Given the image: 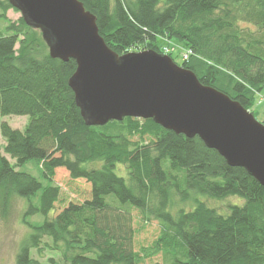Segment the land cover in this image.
<instances>
[{"label": "trees", "instance_id": "obj_1", "mask_svg": "<svg viewBox=\"0 0 264 264\" xmlns=\"http://www.w3.org/2000/svg\"><path fill=\"white\" fill-rule=\"evenodd\" d=\"M80 1L118 55L165 54L159 41L175 40L188 48L182 67L245 109L264 91V0ZM9 8L17 10L0 0V133L14 162L0 152V204L6 212L14 197L27 199L21 220L28 233L16 264H38L31 252L42 249L68 264H142L156 251L162 264H263L264 186L197 135L176 134L151 118L86 124L68 85L75 61L51 58L42 37L41 43L29 38L34 28L22 17L7 19ZM11 114L28 116L23 129L2 121ZM30 159L40 162L47 184L20 170ZM121 168L126 177L116 172ZM58 172L86 185L88 196L54 213ZM189 191L244 201L220 213L194 198L185 210ZM174 197L180 205L172 211ZM133 208L160 222L151 253L134 249ZM35 214L43 219L31 222Z\"/></svg>", "mask_w": 264, "mask_h": 264}, {"label": "water", "instance_id": "obj_2", "mask_svg": "<svg viewBox=\"0 0 264 264\" xmlns=\"http://www.w3.org/2000/svg\"><path fill=\"white\" fill-rule=\"evenodd\" d=\"M41 32L51 58L73 59L68 79L88 125L123 117L151 118L167 130L197 135L230 166L264 186V124L237 100L152 49L118 55L80 0H9Z\"/></svg>", "mask_w": 264, "mask_h": 264}, {"label": "rangeland", "instance_id": "obj_3", "mask_svg": "<svg viewBox=\"0 0 264 264\" xmlns=\"http://www.w3.org/2000/svg\"><path fill=\"white\" fill-rule=\"evenodd\" d=\"M6 17L9 21H17L21 15L20 12L12 8L7 9ZM241 26L246 24L241 23ZM4 23L0 21V30L3 29ZM41 32L38 29L32 30L29 34V38H33L35 42L41 43ZM159 45L162 46L165 52L171 54L172 60L179 66L181 62L188 57V48L181 42L175 40L159 41ZM16 48H19V44H16ZM251 112L254 118L264 124V91L257 95V100L251 107ZM2 121H6L11 127L23 129L28 121L27 115H6L2 117ZM5 144L4 138L0 133V152L13 163V159L9 155L3 152ZM40 162L36 159L28 160L20 170L28 172L38 178L44 185L48 183V180L41 176ZM116 172L123 177H126L125 169H118ZM54 183L60 186V199L55 206L54 213L61 209V207L68 201H81L84 197L88 196V189L86 185L81 182L70 180L66 172H58L54 177ZM190 200L186 204L182 205L185 210H188L194 205V198L198 201H203L208 206L215 208L220 213H226L227 206L230 204H242L244 199L238 196H227L222 199L210 198L206 195L197 194L189 191ZM175 198V204L172 207V211L179 207V202ZM27 199L14 197L11 206L6 212H3L0 204V264H16V254L19 249L21 240L27 235L28 227L21 220L23 207L26 206ZM53 215V211H50L49 216ZM132 222L131 226L134 231L133 246L135 250H139L141 247L147 249L150 253L155 250L153 243L159 235L161 228L159 220L153 218L149 214L141 213L136 209H131ZM43 219L42 215L35 214L29 217L31 222H39ZM153 248L151 249V247ZM31 256L37 261L38 264H68L67 261L62 259L58 252L48 249H42L40 253L33 250ZM142 264H162V255L157 251L147 256ZM264 264V263H263Z\"/></svg>", "mask_w": 264, "mask_h": 264}, {"label": "built area", "instance_id": "obj_4", "mask_svg": "<svg viewBox=\"0 0 264 264\" xmlns=\"http://www.w3.org/2000/svg\"><path fill=\"white\" fill-rule=\"evenodd\" d=\"M164 51H166V50H164Z\"/></svg>", "mask_w": 264, "mask_h": 264}]
</instances>
